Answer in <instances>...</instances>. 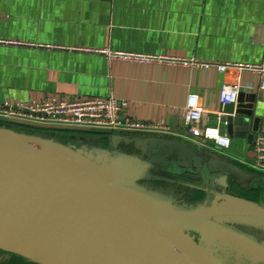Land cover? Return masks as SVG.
<instances>
[{
    "label": "crops",
    "instance_id": "crops-1",
    "mask_svg": "<svg viewBox=\"0 0 264 264\" xmlns=\"http://www.w3.org/2000/svg\"><path fill=\"white\" fill-rule=\"evenodd\" d=\"M0 40L8 42L0 43V104L114 95L127 102L126 118L168 127L171 132L9 127L2 121L0 129L42 139L74 154L88 153L101 160L112 177L165 204L203 211L250 206L264 210V175L251 167L256 137L264 134L259 75L248 70L221 73L217 67L130 62L108 55L259 65L264 61V0H0ZM226 83L240 86L246 96L256 95L254 117L259 119L260 132L249 133L250 139L230 138L232 144L224 151L210 140L189 136L185 114L189 96L195 94L204 108L202 128L217 127L227 134L220 120L237 105L224 109L220 104ZM159 142L165 145L162 152ZM168 144L180 151L185 167H190L192 158L199 168L206 165L203 159L215 164L220 159L239 179L229 178V189L216 186L208 192L207 182L194 181L192 175L171 177L159 164L163 153L169 152ZM217 194L222 201L216 202ZM213 220L264 252V217ZM0 264L30 263L0 253Z\"/></svg>",
    "mask_w": 264,
    "mask_h": 264
},
{
    "label": "water",
    "instance_id": "water-1",
    "mask_svg": "<svg viewBox=\"0 0 264 264\" xmlns=\"http://www.w3.org/2000/svg\"><path fill=\"white\" fill-rule=\"evenodd\" d=\"M255 102L256 95L240 93L237 107L222 117L229 138L260 132ZM159 145L162 152L165 145ZM168 147L159 164L171 177L192 175L207 182L208 192L239 179L220 159H203L199 168L192 158L185 167L180 151ZM100 163L88 153L0 129V251L34 264H222L216 260L223 262L222 253L226 262L231 256L264 262L263 251L213 222L264 217L263 209L165 204L112 177ZM222 198L215 196L216 202Z\"/></svg>",
    "mask_w": 264,
    "mask_h": 264
},
{
    "label": "built area",
    "instance_id": "built-area-1",
    "mask_svg": "<svg viewBox=\"0 0 264 264\" xmlns=\"http://www.w3.org/2000/svg\"><path fill=\"white\" fill-rule=\"evenodd\" d=\"M0 43L8 44L0 40ZM15 44V43H14ZM112 59L136 61L140 63L158 62L167 65L195 66L199 68L217 67L221 73L234 69L238 71H251L260 77V92L264 98V61L259 65H241L227 62L224 65L200 63L196 60H185L177 57L146 56L140 54H127L112 52L108 54ZM220 92V104L226 109L237 104L241 87L226 83ZM127 102L114 95L107 98H85L69 101H37L29 103H3L0 104V121L16 125H25L33 128H63L68 130L109 131L122 130L126 132H164L170 133L168 127L145 124L134 119L126 118L123 113ZM185 114L187 133L193 138L212 141L221 150H228L231 139L222 134L217 127H204L200 125L204 117V108L200 104L199 96H189ZM255 162L252 169L264 175V134H258L255 140Z\"/></svg>",
    "mask_w": 264,
    "mask_h": 264
},
{
    "label": "rangeland",
    "instance_id": "rangeland-1",
    "mask_svg": "<svg viewBox=\"0 0 264 264\" xmlns=\"http://www.w3.org/2000/svg\"><path fill=\"white\" fill-rule=\"evenodd\" d=\"M216 236V235H215ZM217 238H219V239H222V238H220V237H218V236H216ZM222 259H223V262L222 261H220L219 259H217L216 258V260H218V262H220V263H222V264H252L251 262H248V261H244V260H242V259H236L234 256L232 257L231 256V258L230 259H228L227 260V262L225 261V259H226V257H224L223 256V253H222Z\"/></svg>",
    "mask_w": 264,
    "mask_h": 264
},
{
    "label": "trees",
    "instance_id": "trees-1",
    "mask_svg": "<svg viewBox=\"0 0 264 264\" xmlns=\"http://www.w3.org/2000/svg\"><path fill=\"white\" fill-rule=\"evenodd\" d=\"M0 123H1V122H0ZM4 123H5V122H4ZM5 124H6L7 126H9V127H15V125H16V124H12V123H5ZM16 126H17V125H16ZM22 126H23V125H22ZM25 127H26V126H25ZM201 198H202L201 195L198 194V197H197L196 200L199 201V200H201ZM196 200H195V201H196ZM192 235H193V234H192ZM0 253L3 254V253H5V252H1V251H0ZM5 254H7V253H5ZM9 255H10V254H9ZM11 256L14 257L15 260H18V261L21 262V263H22V262H25V263H30V264H32L31 262H29L28 260H26V259L23 258V257L21 258V257L15 256V255H11Z\"/></svg>",
    "mask_w": 264,
    "mask_h": 264
}]
</instances>
